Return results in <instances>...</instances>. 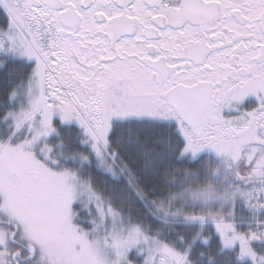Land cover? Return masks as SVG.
Instances as JSON below:
<instances>
[{
    "label": "snow or ice",
    "instance_id": "6c2138e0",
    "mask_svg": "<svg viewBox=\"0 0 264 264\" xmlns=\"http://www.w3.org/2000/svg\"><path fill=\"white\" fill-rule=\"evenodd\" d=\"M0 264H264V0H0Z\"/></svg>",
    "mask_w": 264,
    "mask_h": 264
}]
</instances>
